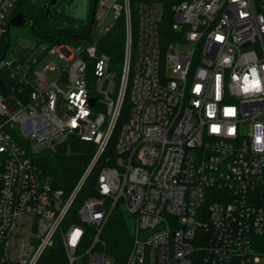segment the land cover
<instances>
[{
	"label": "built area",
	"instance_id": "1",
	"mask_svg": "<svg viewBox=\"0 0 264 264\" xmlns=\"http://www.w3.org/2000/svg\"><path fill=\"white\" fill-rule=\"evenodd\" d=\"M15 2L0 0V38ZM110 15L118 63L92 39ZM21 51L0 58V264H46L57 234L68 264H264V0H96L85 38ZM74 140L93 152L66 194L32 157ZM117 204L133 219L124 263L100 238Z\"/></svg>",
	"mask_w": 264,
	"mask_h": 264
},
{
	"label": "trees",
	"instance_id": "2",
	"mask_svg": "<svg viewBox=\"0 0 264 264\" xmlns=\"http://www.w3.org/2000/svg\"><path fill=\"white\" fill-rule=\"evenodd\" d=\"M42 0L40 4H34L33 0H16L15 7L8 19L10 20L18 12H23L26 17L24 27H28L34 40H49L52 42H74L77 43L83 39L90 32L91 16L88 14L85 20L73 19L70 16L64 15L60 17L61 13L58 8L53 9L51 23L49 24L46 19V9ZM67 22L65 28L55 29V26L60 22ZM11 28V26H10ZM11 31H8L0 38V58L6 52L9 53L12 38ZM124 30L119 23L115 28L108 31L102 37L104 41V51L112 56L115 63L120 62L122 55ZM13 50L14 54L21 55L22 46H18ZM2 77V78H1ZM7 71H0V79L7 80ZM93 152V145L90 142L74 140L64 144L56 152H45L40 155L32 157L33 161L43 170L45 174L51 175L54 179V186L62 188L66 194H69L77 184L88 163L91 160ZM94 168V172L88 176L83 187L81 188L75 200L73 207L64 221L63 228L66 229L78 221V210L84 198L97 194L94 185L98 169ZM96 170V171H95ZM94 231L87 228V234L84 241L78 248V252H83L92 243ZM101 240L104 242L102 249L106 253L112 255L118 263H124L133 243V219L131 215L119 204L115 205L107 217L105 224L102 227L100 235ZM97 247V245H96ZM100 248V246H98ZM43 262L46 264H68L64 245L61 241L60 234H57L54 244L48 248L43 256Z\"/></svg>",
	"mask_w": 264,
	"mask_h": 264
},
{
	"label": "rangeland",
	"instance_id": "3",
	"mask_svg": "<svg viewBox=\"0 0 264 264\" xmlns=\"http://www.w3.org/2000/svg\"><path fill=\"white\" fill-rule=\"evenodd\" d=\"M114 16L110 15L106 19H104L100 26L95 28L92 32V39L93 43L97 42L100 38L103 37L105 32L113 26L114 24ZM11 38H12V44L10 47L9 55L8 57H11L13 55V50L18 46H22L24 48H29L32 46L34 43L33 36L30 32V29L28 27H15L11 26ZM68 42V41H67ZM15 51V50H14ZM51 63H59L58 61H55V58L51 55H46L45 57L42 58V60L37 64V69L39 71H45L46 68L51 64ZM3 69H0V71ZM5 71V70H4ZM58 73V69H49L47 71V75L49 76H54ZM89 164V163H88ZM98 169V167H96ZM96 169V170H97ZM95 170V171H96ZM94 172V171H93ZM82 176V175H81ZM16 246L10 244L9 250L14 249Z\"/></svg>",
	"mask_w": 264,
	"mask_h": 264
},
{
	"label": "water",
	"instance_id": "4",
	"mask_svg": "<svg viewBox=\"0 0 264 264\" xmlns=\"http://www.w3.org/2000/svg\"><path fill=\"white\" fill-rule=\"evenodd\" d=\"M41 2H42V0H33L34 4H40ZM60 4H61V0H46L45 1L44 7L46 9V19H47L49 24L51 23L53 9L55 7H59ZM79 9H80V12L78 14H73V13H71L70 10H66V13H67V15H69L71 17H74L75 19L85 20L86 19V14H87V4H86V2L83 3ZM25 23H26V17H25L23 12H18L10 20V26L23 27L25 25ZM64 23L65 22H60L59 24H57L55 26V29L65 28L66 24H64ZM0 86L1 87L4 86V82L2 80H0ZM95 100H96V98H93L92 99V103H94Z\"/></svg>",
	"mask_w": 264,
	"mask_h": 264
},
{
	"label": "flooded vegetation",
	"instance_id": "5",
	"mask_svg": "<svg viewBox=\"0 0 264 264\" xmlns=\"http://www.w3.org/2000/svg\"><path fill=\"white\" fill-rule=\"evenodd\" d=\"M85 2L87 4V14H86V18H87L88 14L93 13L95 11L96 0H61V4L59 5V7H57L58 11L61 13V15L63 14L60 17V19L64 18V15H67L66 10H70L71 13H73V14H78L80 12L79 8ZM67 16H69V15H67ZM71 18L75 19L74 17H71ZM65 23H67V22L65 21Z\"/></svg>",
	"mask_w": 264,
	"mask_h": 264
}]
</instances>
